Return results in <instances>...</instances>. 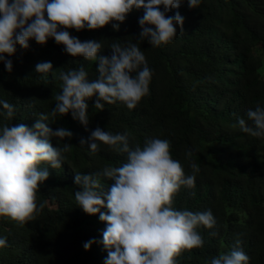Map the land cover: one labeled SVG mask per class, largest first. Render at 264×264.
I'll return each mask as SVG.
<instances>
[{
    "label": "trees",
    "instance_id": "trees-1",
    "mask_svg": "<svg viewBox=\"0 0 264 264\" xmlns=\"http://www.w3.org/2000/svg\"><path fill=\"white\" fill-rule=\"evenodd\" d=\"M176 12L184 24L182 29L176 26L171 43L152 47L140 41L153 76L149 95L135 109L101 101L104 108L99 110L94 96L86 100L87 129L71 113L44 121L53 130L68 128L73 136L64 142L72 147L61 168L39 166L48 168L49 178L37 193V204L44 207L36 219L20 224L0 217V238L7 240L0 248V264H105L108 250L102 241L107 224L99 213L89 215L78 207L75 175L120 166L126 154L104 144L91 152L88 138L97 127L127 133L130 147L152 138L168 139L173 158L184 165L186 174H191L190 163H196L195 187L182 186L173 207L193 213L211 210L216 224L197 229L203 246L185 250L177 264H211L213 257L233 250L237 241L249 264H264V138L251 137L238 125V118L247 120L248 109L264 107V0H201L197 8L183 0L167 15ZM142 16L143 9L133 10L119 31L112 28L115 22L97 30L68 31L82 42L102 41L99 55L110 57L112 43L139 40ZM29 45H17L15 54L6 57L13 64L11 72L0 63V100L16 108L13 120L0 117V126L23 123L31 128L41 113H50L54 96L62 91L61 72L83 64L89 79L97 78L98 64L67 54L53 38L43 45L32 39ZM42 62H51L52 71L37 73L36 65ZM48 139L57 146L55 138ZM188 151L190 158L185 156ZM100 179L106 193L114 181ZM89 241L94 243L85 250Z\"/></svg>",
    "mask_w": 264,
    "mask_h": 264
},
{
    "label": "clouds",
    "instance_id": "clouds-1",
    "mask_svg": "<svg viewBox=\"0 0 264 264\" xmlns=\"http://www.w3.org/2000/svg\"><path fill=\"white\" fill-rule=\"evenodd\" d=\"M183 0H0V63L6 70L13 69L12 56L17 45L29 48V41L46 44L53 38L64 45L67 54L82 56L85 61L98 64L97 78L90 80L83 64L79 68L61 72L62 91L54 96L55 107L48 114L41 113L29 128L21 123L0 126V217H8L20 224L36 219L44 205L37 204L40 186L49 178L47 164L61 168L72 145L64 142L73 133L66 127L53 130L44 121L71 113L87 129L89 124L86 100L96 96L95 108L121 102L128 109H135L143 97L149 95L153 71L148 66L140 41L147 40L152 47L171 43L177 34V25L183 28L184 18L178 9ZM201 0H187L189 8H197ZM163 6V11H161ZM143 9L138 23L139 40L127 45L112 43L111 56H101L102 41H80L68 29L97 30L112 23L119 31L120 25L133 10ZM151 26V27H149ZM51 62L36 65L37 73L52 71ZM103 101L104 103H101ZM0 117L13 120L14 105L0 100ZM247 120L238 118L239 128L255 138H264V107L248 109ZM248 121H251L249 125ZM43 137V138H42ZM48 137L57 140L53 146ZM89 149L95 153L100 144L126 154L120 166H106L95 174L75 175V192L78 207L89 215L99 213L106 222L103 245L108 250L105 264H177L176 258L185 250L203 246L197 229H211L216 220L211 210L193 213L173 207L181 187L194 188L196 163H190L191 174L184 165L173 158L168 139L152 138L143 146L130 147L128 135L113 134L97 127L91 132ZM63 142V143H60ZM99 142V143H97ZM85 143L81 140V145ZM186 158L192 152L185 154ZM100 177L113 180L106 193L102 192ZM108 212H101L102 208ZM94 241L83 247L90 249ZM7 245L0 238V248ZM250 258L240 247L221 253L211 259V264H249Z\"/></svg>",
    "mask_w": 264,
    "mask_h": 264
}]
</instances>
